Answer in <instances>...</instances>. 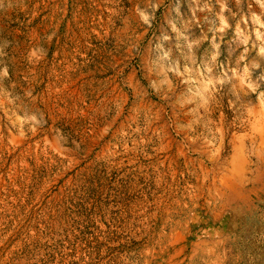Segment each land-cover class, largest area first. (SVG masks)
Masks as SVG:
<instances>
[{
  "label": "rangeland",
  "instance_id": "obj_1",
  "mask_svg": "<svg viewBox=\"0 0 264 264\" xmlns=\"http://www.w3.org/2000/svg\"><path fill=\"white\" fill-rule=\"evenodd\" d=\"M0 264H264V0H0Z\"/></svg>",
  "mask_w": 264,
  "mask_h": 264
},
{
  "label": "crops",
  "instance_id": "obj_2",
  "mask_svg": "<svg viewBox=\"0 0 264 264\" xmlns=\"http://www.w3.org/2000/svg\"><path fill=\"white\" fill-rule=\"evenodd\" d=\"M181 237H186V235H181ZM183 252L180 248L178 250H174V253L177 254V253H181Z\"/></svg>",
  "mask_w": 264,
  "mask_h": 264
}]
</instances>
